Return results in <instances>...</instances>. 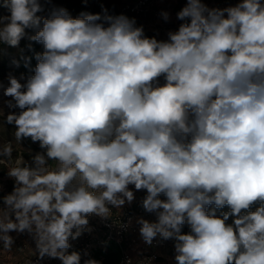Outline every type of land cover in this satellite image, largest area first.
I'll return each instance as SVG.
<instances>
[{
    "label": "clouds",
    "instance_id": "9594fccd",
    "mask_svg": "<svg viewBox=\"0 0 264 264\" xmlns=\"http://www.w3.org/2000/svg\"><path fill=\"white\" fill-rule=\"evenodd\" d=\"M0 8L9 12L0 44L43 46L33 74L0 80L3 123L17 145L41 150L7 167L14 187L0 197V253L11 252V232L27 233L37 255L27 264H81L70 238L146 191L141 207L156 220L136 219L140 237L174 241L175 264H264V0H186L165 40L103 6L75 18L62 7L37 15L40 0ZM13 153L0 138V165Z\"/></svg>",
    "mask_w": 264,
    "mask_h": 264
},
{
    "label": "rangeland",
    "instance_id": "374dc122",
    "mask_svg": "<svg viewBox=\"0 0 264 264\" xmlns=\"http://www.w3.org/2000/svg\"><path fill=\"white\" fill-rule=\"evenodd\" d=\"M47 0H40V2H45ZM79 2L85 6L96 7L97 5L101 8V5L109 11L110 15H120L119 13V5L121 0H60L58 8H65L68 10L69 14L74 17V7L73 3ZM209 7H219L221 2L226 3V7L230 6L231 0H203ZM186 4V0H167L165 3L164 11H167L170 14V19L168 21H163L161 24H156L155 21L149 20L147 18L140 17H130L135 18L137 21V26L142 25L144 28L145 35L149 37L155 36L158 40L167 39V33L169 31H176L182 21L178 20L176 17V13ZM220 8V7H219ZM96 13H99L97 11ZM0 15H9V12L6 8H0ZM43 17L49 16L48 14L42 15ZM26 31V30H25ZM23 40V39H22ZM20 41V44L22 42ZM39 51H43V46L39 44ZM20 45L19 47H11L7 44H0V80H4L6 82L7 75L11 72L13 75L19 77L20 75L17 73L18 67H16L12 61L19 60L20 58ZM33 74V73H32ZM27 77V76H25ZM23 82V81H22ZM7 112L8 110L5 109ZM14 131L15 128L12 125H7L3 123V117H0V138L6 141H12L14 147L13 160L5 161L3 165H0V174L5 171V175H0V197L7 195L12 192L14 187V181L7 176V167L15 165V159L22 154L25 160H30L31 155L41 151L38 143H32L30 139H25L22 141L21 145H17L14 139ZM31 150V151H29ZM52 167H55V162H50ZM132 187V186H130ZM135 199L134 201L128 205L126 204L124 207H134L141 204L143 197L146 195V191H135ZM162 199L164 198L161 196ZM2 203V202H0ZM211 210V209H210ZM252 210H255V206H253ZM221 211H228V208L225 207L223 210H217V215H220ZM232 219L230 218L227 223H231ZM15 238V243L13 244L12 250L10 253L3 252L0 253V264H27V262L33 257L36 256V245L32 237L27 234H17L16 232H11ZM22 243V250L18 249V245ZM168 250L166 253L168 256V260H166L165 264H173L174 260V244L166 247Z\"/></svg>",
    "mask_w": 264,
    "mask_h": 264
},
{
    "label": "built area",
    "instance_id": "2783aa9c",
    "mask_svg": "<svg viewBox=\"0 0 264 264\" xmlns=\"http://www.w3.org/2000/svg\"><path fill=\"white\" fill-rule=\"evenodd\" d=\"M167 0H121L120 13L127 16H135L140 18H147L152 21H158L161 18V3ZM239 0H231L230 6H234ZM220 8L226 7L225 2H221ZM162 198V197H161ZM153 214L146 213L141 204L134 207H123L120 215L113 210V217L109 220H103L97 216L89 217V227L91 232L85 231L76 240H71V247L68 249L69 253L77 251L81 253L82 260L93 259L91 252L103 246L106 240H112L121 249L120 264H125L128 258H131L132 264H140L150 258L151 264H160L161 256L158 255L156 249H165L169 245L174 244V241H163L157 237L151 246L145 244L139 234V225L136 219L139 217H150ZM131 219V225L128 227H121L127 225ZM87 253V255H85ZM31 261H37V255L33 256ZM29 260V261H30ZM39 264H61L59 259H52L47 256L39 261Z\"/></svg>",
    "mask_w": 264,
    "mask_h": 264
},
{
    "label": "trees",
    "instance_id": "16d2710c",
    "mask_svg": "<svg viewBox=\"0 0 264 264\" xmlns=\"http://www.w3.org/2000/svg\"><path fill=\"white\" fill-rule=\"evenodd\" d=\"M59 1L60 0H47L45 2H42L41 4H42L44 10L42 12L38 13L37 15H40V16H42L44 14L49 15L50 12L52 11V9L58 8L57 6L59 5ZM67 1L68 0H65V2H67ZM72 5L74 7V18L78 17L82 12L96 14V12L99 11V13H101V8H99L98 5L96 7L95 6L89 7V6L83 5L79 2H75ZM119 7H120V5H119ZM119 13H120V10H119ZM108 14H109V11H108ZM130 17H135V16H130ZM34 32H35V30H33V29H26V33L29 35L34 34ZM29 43H32V50L31 51L28 50L26 47ZM21 49H23V52H21ZM36 52H40L39 51V43L30 42L27 40L26 37L23 38V40L20 44V55L25 56V57H30L31 59H30V63L26 67L25 61L23 59H21V56H20V58L18 60L20 62V66L18 67V70H17V73L19 75L23 74L24 76H28V75L32 74V69H34L35 64H36V60H35V53ZM0 175L1 176L5 175V171H3ZM182 231L184 233H187L190 231V229L187 225H185L183 227ZM17 245H18V243H17ZM91 255H92L93 259L100 261L101 264H120V261H121V249L119 248L117 243H115L112 240H106L104 242L103 246L94 249L91 252Z\"/></svg>",
    "mask_w": 264,
    "mask_h": 264
},
{
    "label": "crops",
    "instance_id": "0c3cea01",
    "mask_svg": "<svg viewBox=\"0 0 264 264\" xmlns=\"http://www.w3.org/2000/svg\"><path fill=\"white\" fill-rule=\"evenodd\" d=\"M165 3L166 2L161 3V12L164 11V9H165ZM163 21H164V19L161 16V18L158 21H155V22H156V24H161V22H163ZM144 219H147L149 221H153L154 222L156 220V216H155V214H153L152 216L146 217ZM21 245H22V243H20V245L18 246V249H20V250L23 249L21 247ZM167 251L168 250H166V248L165 249H156V252L158 253V255L161 256V258H160L161 259L160 260V264H165L166 263V260H168V256L169 255H167V253H166ZM173 264H175V262H173Z\"/></svg>",
    "mask_w": 264,
    "mask_h": 264
}]
</instances>
